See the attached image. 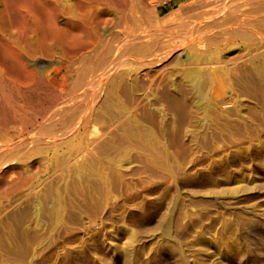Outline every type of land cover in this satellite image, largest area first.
<instances>
[{
    "label": "rangeland",
    "instance_id": "1",
    "mask_svg": "<svg viewBox=\"0 0 264 264\" xmlns=\"http://www.w3.org/2000/svg\"><path fill=\"white\" fill-rule=\"evenodd\" d=\"M159 1L161 2L157 5L159 14L180 11L183 16L190 11L179 10L180 5L186 7L194 0ZM152 2V4L156 3L155 0ZM219 4L220 1L216 0L210 6ZM246 8L241 6L239 9L243 11ZM177 34H180V37H190L188 41L193 42L198 35L184 30L178 31ZM176 39L169 35L163 37V40L169 43L162 49L153 51L155 56V53L159 55L156 56L158 58L156 61L138 66L131 58L128 59V64L119 66L121 67L119 70L123 69L126 73L128 81L126 87L121 88L119 92L124 106L129 110L122 119L127 118L130 112H134L133 114L141 123L143 122L142 124L150 125L154 124V121L147 120L148 116H145L144 111L150 109L154 113L152 119L157 118L158 124L155 127L159 129V139L168 155L167 164L171 175L154 173L145 168L144 163L138 159L123 160L119 164L120 180L112 185L110 193L98 200L95 208L89 205L88 208H84L79 205L78 196L74 193L70 195L67 191L65 193L62 189L65 188L64 183L67 181L75 182L74 174L67 172L65 179L66 172L61 169L44 177L43 172L38 170V173L46 178V182L51 181L50 185L47 182L51 190L68 193V197L65 195L66 199H71L74 206L65 214L64 218L68 221L65 220L66 225L64 223V233L60 240H56L54 234L47 232L41 243L34 242L33 246L28 247L23 257L26 264H64V262L68 263V256L75 253L80 254L77 264H264V93L258 90H248L240 94L235 92L236 78L228 73V69L233 64L244 62L242 57L239 58L243 50L238 41L208 48L204 45L197 46V43L183 46L176 42ZM188 53L195 55L203 53L208 56V60L191 61L186 58ZM60 63L58 59L57 62L52 61L51 66L60 67ZM5 67L3 74L8 73L12 76L14 72L11 73L12 70ZM198 67L204 76L208 74L210 77V80L203 83L208 93V96L203 98H200L202 95L197 91L196 84L188 73ZM137 70L139 72L143 70L145 75L140 76ZM72 71V67L64 69L65 78H56L48 84L50 88L45 87L41 91L42 100L46 101L44 105L55 102L57 104L61 96H68L69 91L72 93L70 83L76 77ZM15 75L12 77L15 78ZM89 80L90 78L86 77L77 90V92L82 90L81 96H84L86 102L82 97L80 101L84 106L89 103L94 89L88 88ZM0 85L2 94H0V103L5 102L7 106L4 103V109L0 104L2 107L0 139L4 142L8 140L7 148H11L14 146L11 144L18 143V139L19 142L22 139L28 140L35 127L42 121V117L40 115L34 117L32 112L36 113V108L30 101L21 98L20 86L1 77ZM159 90L163 95L158 93ZM96 91L98 90L93 94L95 97L92 105L97 109L101 105L99 102H102L104 93L100 90L98 94ZM63 93L65 94L62 95ZM160 95L165 97L162 98ZM176 96L185 99L186 110L180 108L177 103L171 102L170 98ZM21 104H26V107ZM23 108H27V111ZM4 110L11 112V117L9 112L5 113ZM101 118L102 122L95 125L98 131L101 129L99 132L106 131L111 126L112 130H118L117 117L106 113ZM12 121L16 122L12 124ZM6 127L12 129L8 130ZM4 142L0 141V143ZM48 146L52 148L43 153L44 157L53 148L60 153L66 150L64 146L53 147L51 144ZM38 156L31 155L26 159V163H37ZM15 157L6 160L8 163L1 162L0 168L3 165L17 163L18 157ZM73 162L69 164L75 165L76 163ZM54 174H56L55 178L58 177L55 181L52 177ZM7 178L9 179V176ZM200 181L202 184L199 183ZM53 185L55 187H52ZM1 204L3 200L0 199V208ZM48 204L50 205V202ZM46 223L47 228L53 224L51 221ZM44 245H47V248L44 249ZM130 248L132 249L129 250Z\"/></svg>",
    "mask_w": 264,
    "mask_h": 264
},
{
    "label": "bare ground",
    "instance_id": "2",
    "mask_svg": "<svg viewBox=\"0 0 264 264\" xmlns=\"http://www.w3.org/2000/svg\"><path fill=\"white\" fill-rule=\"evenodd\" d=\"M152 1L0 0V77L20 86L18 89L21 91L19 93L21 98L30 101L31 105L36 108V113L32 112L34 117L36 115L42 117V121H39L40 125L38 124L37 127L34 125L35 131L28 140L21 138L22 141L19 142L20 139H18V143H12L11 145L14 146L7 148L8 140L4 142L0 139L1 142H4L0 143V164L4 161L7 162L6 160L15 157V155L18 157H15L17 163L7 164L6 167L3 165L0 168V199L3 200V204L4 200L6 202L4 205L1 204L0 208V264H26L23 257L28 247L33 246L34 242L41 243L47 232L51 235L54 234L56 240H60L64 233L65 220H67L64 218L65 214L74 206L71 199H66L69 196L68 193L78 196L79 205L82 207L88 208L87 205H89V207L95 208L98 205V200L107 196L112 185L120 180L119 164L121 161L138 159L144 163L145 168L154 173L171 175L170 167L167 164L168 155L159 139V129L155 127L158 124L157 118L152 119L154 113L150 109L144 111L145 116H148L147 120L154 121V124L150 125L142 124L143 122L141 123L133 114L134 112H130L127 118L122 119L129 113V110L124 106L119 92L121 88L126 87L128 81L126 73L123 69L119 70L121 68L119 66L128 64V59L132 58L136 62L135 65L138 66L158 60L156 56L159 57V55L155 53V56L153 51L162 49L169 43L163 40L166 35L173 36L174 39L177 38L175 41L183 46L197 43V46L204 45L213 48L222 43L238 41L243 50L239 54V58L242 57L244 62L233 64L228 69V73L236 78L235 92L240 94L248 90H258L264 93V0H218L220 1L218 6H210L216 0H194L186 7L180 5L179 10L190 11L183 16L180 11H167L161 15L157 8L161 2L155 0L156 3L152 4ZM241 6L247 8L241 11L239 9ZM182 30L198 34L195 42L188 41L190 37H180L182 32L179 35L177 32ZM207 57L203 53H198V55L188 53L186 56L191 61L208 60ZM58 59L61 66H51L52 61L56 60L57 62ZM5 66L12 70L11 73L16 74L13 73L15 78L8 73L3 74V71L6 70ZM68 67H72V72H74L72 74L76 75L70 83L71 89H73L72 93L67 89L68 96L59 94L61 97L59 101L57 99V104L55 102L44 105L46 101L42 100L41 91L45 87L50 88L48 84L55 81L56 78H65L64 72L66 71L63 72V70ZM188 73L195 82L197 91L202 95L200 98L208 96L203 83L210 80L209 75L204 76L200 67L190 70ZM143 74V70L139 72L140 76ZM86 77L90 78L87 84L88 88L94 89L93 93L91 92L92 95L89 94L91 97L88 95L89 103L87 101L88 104L84 106L80 101L82 90L81 92H77V90L80 89V83ZM225 88L227 89V87ZM95 90H98L96 91L98 94L100 90L104 93V98L101 96L102 102L97 100L101 103L97 109L92 105ZM159 91L158 93H163ZM59 93L62 92L59 91ZM9 94L7 96L10 97ZM162 95H160L162 98L165 97ZM164 95L167 94L164 93ZM170 99L173 104L177 103L180 108L187 109V104L182 96ZM4 103L0 104L3 106ZM3 108L5 109L4 106ZM168 108L170 107L168 106ZM25 110L27 111V108ZM106 113L117 117L118 130H112V126L103 132H99L101 129L99 131L96 129V123H100L101 116ZM10 115L11 112H9ZM28 115L30 114L28 113ZM160 115L162 116V114ZM12 127L14 128V126ZM12 127H6V129L10 130ZM21 128L23 129L22 126ZM1 135L3 136L2 133ZM98 139L101 141L97 142ZM49 144L53 147L64 146L66 150L60 153L53 148L44 157L43 153L52 148L48 146ZM33 154L39 155L37 163L27 164L26 159H29ZM71 161L76 164H69ZM231 164L233 163L231 162ZM61 169L65 170V175L68 172L76 176L75 182L64 183L65 188L62 189L64 192L67 191V194L52 191L49 186L51 181L50 183L47 181L48 185L44 178L49 173ZM38 170L43 172L44 177L38 173ZM66 177L67 175L65 179ZM73 178L75 179V177ZM79 209L81 208L79 207ZM78 213L80 212L78 211ZM48 221L53 223L49 228L46 223ZM46 242L48 245L49 241ZM46 246L44 245L43 248L45 249ZM102 251L104 252V250ZM85 252L87 251L85 250ZM68 257V263L64 262V264H77L80 254H70Z\"/></svg>",
    "mask_w": 264,
    "mask_h": 264
}]
</instances>
